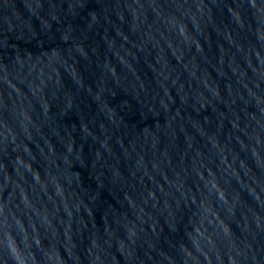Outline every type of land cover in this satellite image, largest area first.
Listing matches in <instances>:
<instances>
[{
    "label": "water",
    "instance_id": "water-1",
    "mask_svg": "<svg viewBox=\"0 0 264 264\" xmlns=\"http://www.w3.org/2000/svg\"><path fill=\"white\" fill-rule=\"evenodd\" d=\"M0 264H264V0H0Z\"/></svg>",
    "mask_w": 264,
    "mask_h": 264
}]
</instances>
